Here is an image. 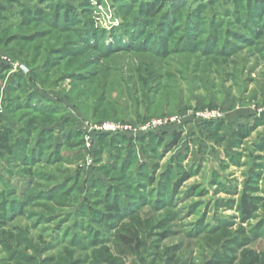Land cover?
<instances>
[{
	"label": "rangeland",
	"instance_id": "obj_1",
	"mask_svg": "<svg viewBox=\"0 0 264 264\" xmlns=\"http://www.w3.org/2000/svg\"><path fill=\"white\" fill-rule=\"evenodd\" d=\"M58 1L0 0V264H264V3Z\"/></svg>",
	"mask_w": 264,
	"mask_h": 264
},
{
	"label": "trees",
	"instance_id": "obj_2",
	"mask_svg": "<svg viewBox=\"0 0 264 264\" xmlns=\"http://www.w3.org/2000/svg\"><path fill=\"white\" fill-rule=\"evenodd\" d=\"M45 1L47 2V0H45ZM186 1H189V0H172V3L176 4L177 2H186ZM252 1L255 3H264V0L263 1L252 0ZM89 2H90L89 0H82V1L80 0L74 4H71L67 1L65 2L63 0H59L57 2V7L61 8L63 11H65V13L66 12L69 13V15L73 14L74 12L76 14H80L81 20H83L82 22H84L85 17L82 15L83 14L82 11L85 10L86 8H88L87 6H89ZM151 4L152 5L148 6V8L146 9V12H147V14L150 13L151 15H154V14H156L157 10H156V7L154 6V2ZM17 81L20 82L21 85L24 83L22 78L20 80L18 79ZM33 97L36 100V103L43 101L42 99L36 98L35 95ZM35 100H34V102H35ZM42 103L45 104V106H39V107H42V109H44V110L53 109L52 106L48 105V103H49L48 101L47 102L45 101ZM50 107H52V108H50ZM15 135H16L15 131L10 126H3V128H0V152H3V154H5L6 156L12 157V156L16 155L17 149H16L15 143L16 142L18 143V141L16 139H14ZM122 138H124V137H122ZM124 139H126V138H124ZM21 140H23V139H21ZM139 140L142 141L143 144H145V143L151 144L152 142L153 143L157 142V140H159V137L156 135H151L149 137L148 141H146V138H141ZM181 140H182L181 134H177V133L174 134V141L171 144V148L178 146L180 144ZM188 177H189V175L187 173H184L181 181L187 180ZM147 180L149 182H152L153 178L148 177ZM106 208H107L108 212H110L111 214L119 213L118 212L119 211L118 205H116V204L109 203L106 205ZM240 209L242 210V213L246 216L251 215L252 210H253L251 204L245 200L242 201ZM121 240H122V242H125V244L131 248L134 247V244H136L135 246H138V247H139V245H141V241H138V240L136 241V240H134V238H131L129 236L124 235L121 237Z\"/></svg>",
	"mask_w": 264,
	"mask_h": 264
},
{
	"label": "built area",
	"instance_id": "obj_3",
	"mask_svg": "<svg viewBox=\"0 0 264 264\" xmlns=\"http://www.w3.org/2000/svg\"><path fill=\"white\" fill-rule=\"evenodd\" d=\"M211 117V118H213V117H215V115H212V114H209L208 116H207V118L208 117ZM104 130H114V131H116L117 130V128H115L114 126H105V127H102ZM154 128H158V127H154Z\"/></svg>",
	"mask_w": 264,
	"mask_h": 264
},
{
	"label": "water",
	"instance_id": "obj_4",
	"mask_svg": "<svg viewBox=\"0 0 264 264\" xmlns=\"http://www.w3.org/2000/svg\"><path fill=\"white\" fill-rule=\"evenodd\" d=\"M262 117H263V119H264V113H262Z\"/></svg>",
	"mask_w": 264,
	"mask_h": 264
}]
</instances>
